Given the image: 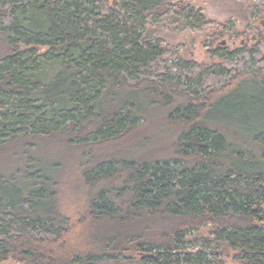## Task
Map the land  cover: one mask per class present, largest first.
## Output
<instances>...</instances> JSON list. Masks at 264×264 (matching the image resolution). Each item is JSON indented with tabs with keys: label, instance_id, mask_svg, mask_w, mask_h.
Masks as SVG:
<instances>
[{
	"label": "trees",
	"instance_id": "trees-1",
	"mask_svg": "<svg viewBox=\"0 0 264 264\" xmlns=\"http://www.w3.org/2000/svg\"><path fill=\"white\" fill-rule=\"evenodd\" d=\"M161 2L0 0V145L60 136L81 147L86 198L77 209L58 164L0 175V261L215 264L188 239L209 226L214 238L201 246L264 264V35L216 49L221 63L175 69L133 20L153 24ZM252 12L264 17V0ZM152 113L181 127L170 157L98 156L134 139Z\"/></svg>",
	"mask_w": 264,
	"mask_h": 264
},
{
	"label": "rangeland",
	"instance_id": "rangeland-1",
	"mask_svg": "<svg viewBox=\"0 0 264 264\" xmlns=\"http://www.w3.org/2000/svg\"><path fill=\"white\" fill-rule=\"evenodd\" d=\"M255 1L260 0H162L159 5L161 8L153 14L155 16L153 24H145L140 17L131 13L130 15H133L138 28L143 25L140 31L144 37L162 49L168 50L164 56L166 65L169 63L174 65L175 69L181 67L187 71L194 66L204 67L221 63V59L213 57L215 50L220 47L228 51L241 50L245 45L253 47L262 38L264 17L253 14ZM106 2L114 5L116 0H106ZM119 4L121 5V2ZM36 13L34 12V15ZM204 23L208 24L204 26ZM18 47L22 51L35 48L39 54L48 49L46 46L27 45L22 42H19ZM7 51L8 43L5 37L0 35V56H4ZM47 74L50 76L51 72L48 71ZM229 113L234 114L232 111ZM152 115L155 119L152 117L153 121H149L144 128L130 132L133 133V137L136 136L134 139L118 145L115 149L105 146L98 156L114 157L116 160L140 158L148 161L170 157L168 145L181 127L162 125L157 121L159 113ZM19 141L0 145V175L11 176L19 169L25 168L35 171L40 168L39 166L49 173L54 165L58 164L60 170L58 172L53 170L58 176L63 170L64 173L70 171V175L67 176L69 179L67 187L72 197L76 199L77 209L86 202L80 189L81 180L75 163L82 154L81 147L67 143L60 136L32 140L27 146H23ZM210 228L205 226L188 236L192 245L190 249L194 252L203 249L211 257H217L215 264H242L236 259V250L226 248L217 255L213 254L211 249L201 246L203 238H214ZM80 233L87 240L91 238L85 230ZM0 264H32V262L29 259L19 261L9 257L0 261Z\"/></svg>",
	"mask_w": 264,
	"mask_h": 264
}]
</instances>
